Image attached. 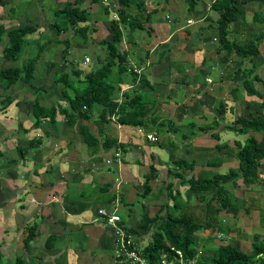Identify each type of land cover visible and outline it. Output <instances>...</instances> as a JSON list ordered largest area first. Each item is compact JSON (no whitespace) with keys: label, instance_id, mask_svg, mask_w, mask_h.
<instances>
[{"label":"crops","instance_id":"crops-1","mask_svg":"<svg viewBox=\"0 0 264 264\" xmlns=\"http://www.w3.org/2000/svg\"><path fill=\"white\" fill-rule=\"evenodd\" d=\"M21 1L25 2L23 9L19 8ZM35 1L40 2L41 7L38 9L35 7L38 5L34 4ZM46 1L0 0L3 2L2 8L7 6L5 8L6 17L11 18L10 23L4 22V24H11L13 27L20 24L35 25L41 30L39 34L44 37V40H39L40 38L30 40L31 35H29L27 43L23 45L20 57L18 60H14L15 66H23L27 62V58L20 60L22 55H25L24 53L34 50L36 56L43 49V52L40 53V59L43 56L44 62H37L42 67L38 70L36 64L33 79V81H39V84L42 83L39 86L41 88L37 89V92L32 91V89L27 90L30 93L29 97L33 100H30L29 97L26 101L19 100L20 95L17 93L12 102L13 105L11 103L5 109H0L1 264H19L20 258L21 264H116L114 235L110 227L105 225L100 218L98 210L102 207H111L112 202L118 198L120 200V215L125 223L132 229L141 228L142 215L148 213L151 217L157 212L156 209L154 213H151V209L157 208V204H150L149 200L156 198L152 197L155 194V185H162L165 181L164 177L167 178L169 169L173 166L171 163L173 159L186 158L188 161L195 159L197 163L193 173L200 174L202 172L200 169H203L204 172L207 162L205 158L201 159L202 152L197 151L202 148L205 151L206 143L204 142L206 140H201L199 135L192 139L181 136V139L177 137L172 139L179 134V131L172 133V129H169L165 133L160 132L161 120L157 121L159 125L154 124L150 125L149 128H139L120 123L117 117L113 116L105 124L103 131L110 137L117 139L118 142L125 144L126 151L116 157L112 149L106 150L102 145L106 138L99 130V112L94 111V115L87 121L81 117L69 119L58 110L54 118L51 116L43 117L40 119L41 122L36 124V117L34 116L36 99L44 107L63 103L62 100H58L60 98L53 99L56 97V92L52 91L51 86L46 87L43 84L52 79L51 70L57 72V61L54 57L51 58L50 54L42 55L45 53L44 50H51L55 46H62V44H65L64 50L71 49L76 45L91 44L99 61L105 57V53H101L103 48L102 46L98 47V43H101L104 38L107 39L109 32L112 31L108 21L109 19L112 20L111 12L115 10L113 8L119 5V0H82V7L87 10L90 9L89 18L92 31L89 39L85 40L81 36L79 40L73 28L62 31L57 37L47 38L43 34L44 30L40 24L47 27L48 30H52V24L57 17L56 11L62 10L67 2L76 0H49V5H46ZM131 1L133 6L131 8L137 16L140 13L143 18H148V12H152L150 19H147L149 32L156 33L158 29L163 27L169 31L166 39L148 47L145 56L138 58L136 52L131 51V60L134 57L141 60L146 59V67L148 68L150 65L149 68H152L159 61L161 53L162 61H166L168 66L165 69L161 65L158 66H160V70L168 69V73L166 81L163 84H158L150 81L148 72L146 75L144 69L141 72L139 69L140 75L143 74L148 78V84L143 87L139 83V87H134L138 82L134 84L130 82V85L120 89L122 92L130 90L132 92L141 91L140 93L145 96H147L146 94L155 95L159 104L156 114L160 115L162 120L165 118L173 120L180 130L190 127L189 124L192 122L206 125L212 121L216 115H213L211 121L207 120L206 122L204 119L208 116L207 112L211 111L210 104L212 102L208 101V98L213 95L218 96L220 93L236 90V96H238V99L235 100L236 103L249 99V102L254 104V101L263 100L264 88L258 87L259 82L256 83V86L261 91L262 98L256 95H248L243 85L241 88V83L238 82V73H227L229 66L225 71L226 73L222 72L219 62L232 64L237 60L233 55L228 61H222L221 55L210 61L207 60L210 56L208 55V44L211 48L214 47V42L219 43L216 23L219 10L214 6L218 0H198L195 7L191 9L187 0ZM155 3L157 4L155 5ZM49 10L53 12L51 15ZM259 14L262 16L264 14V0L247 2L240 8L238 19L231 25L229 32L235 35L233 39L244 43L252 39L251 35L256 29V41L258 43L262 40V47L259 45L261 54L255 56V59L262 58L261 63L252 64L250 60H246L254 68L259 63L263 64L264 67V22L255 19L256 16L259 17ZM99 24H102L104 32H107L104 38L97 36ZM140 25V29H142L143 23ZM136 30L129 31L130 33L123 38V42L126 40L134 41V39L138 41L140 36L133 35ZM63 33L66 35L63 36ZM192 35L201 40L200 44L196 45L197 49L193 54L189 53L190 51L188 52L185 46V39L191 38ZM131 38L133 39L131 40ZM143 40L145 42V39ZM36 41L43 44H39L34 49L33 44ZM130 41H127L126 47L129 45L130 48ZM2 43L4 47V39ZM168 43H171V47L168 46L167 50L159 49ZM218 47L216 52H218ZM3 58V54H1L0 60L6 61ZM63 59L66 62L69 60L64 56ZM206 62L207 66H205ZM90 63L86 61L85 57L83 67H78L85 70L86 65H90ZM213 64L216 65L214 68L212 67ZM59 71L65 72L66 70L62 68ZM54 72L53 74H55ZM60 76L58 75L54 79ZM154 84H158L157 88ZM132 95L135 94L132 93ZM51 97L53 100H50ZM163 97L166 98L169 107L175 109L182 106L185 108V112L179 115L175 113L173 116L161 113L160 110L165 107L161 106ZM223 98L222 100H224ZM122 99L118 98V101ZM49 102L51 103L48 104ZM254 105L256 106V104ZM84 124L88 125L94 134L100 137V146H90L88 143L90 138L85 136L82 129ZM148 133H156L157 140H149L147 138ZM226 139L227 141H222V139L220 141L233 142V138ZM197 141L203 143L198 145L196 144ZM172 142H175L176 145H172ZM216 143L207 146L215 149ZM110 159L112 161L109 163L108 160ZM232 160L233 158L224 157L223 164ZM153 163H155L160 175L150 182L152 191L148 197L142 200V212L139 214V211L134 209L133 203L140 197L139 188H142L146 174ZM209 169L212 170V167ZM186 171L189 172H187L188 176L189 174L192 175L191 170L186 169ZM155 202L157 203V200ZM203 205V222L206 223V205ZM182 211L192 212L186 208L185 204L176 214ZM124 215L131 218V225ZM137 223L138 225H136ZM32 230H35L34 235L27 243L26 239ZM221 243L224 242L219 244ZM195 255L198 261V253Z\"/></svg>","mask_w":264,"mask_h":264},{"label":"trees","instance_id":"trees-1","mask_svg":"<svg viewBox=\"0 0 264 264\" xmlns=\"http://www.w3.org/2000/svg\"><path fill=\"white\" fill-rule=\"evenodd\" d=\"M197 1L187 0L190 4V9L195 7ZM249 1L252 0H218L214 4L215 8L219 10L216 21L219 39L217 51L221 54L220 59L222 61H228L232 56V52L235 51L243 59L250 60L254 64L255 56L261 54L259 45H256L257 41L251 39V41L247 40V43L241 45L238 40H232L228 36L231 25L238 19L240 8ZM131 2V0H119V5L117 6L119 19L114 18L111 22L113 37L112 39L104 38L101 40V44L104 45L102 48L107 51L105 57L99 60L103 62L102 66L94 68L91 71H82L79 67L77 69L73 67L71 68V72L65 71L56 79L57 82L62 81L64 87L71 89V91L65 90L69 105L64 107L57 103L51 107H44L38 99L34 102L36 124L41 122L40 119H43V117L51 116L54 118L58 110L69 119L81 117L83 120L88 121L91 119L94 111H96V106H99V130L106 138L102 145L106 150L112 149L114 156L115 152L119 149L121 153H124L126 150L125 144L118 142L117 139L110 137L103 131L105 124L113 116H116L120 123L139 128H149L150 125L158 124L157 121L161 120L160 126L162 128L160 132L165 133L169 129H172V133L176 131L182 132L173 120L166 119L167 121H162L161 116L156 114L151 104L152 102H156V99H149L146 96L145 99L142 93H136L133 96L129 92H125L126 98L121 101H118V98L114 96L119 89L124 88L130 82H133L132 84L138 82L141 86L145 87L149 81L145 75H140L136 71L141 69L140 64L131 65L132 54L130 51L128 49L121 50L119 46V43L123 41L120 19L124 24L130 25L132 29L141 26L140 21L135 20L136 18L132 17L131 14L126 13V11H129V7L132 6ZM151 14L152 12H148V20ZM56 15L57 17L55 22L53 21L52 29L56 28L55 30L58 34L71 27L75 34L82 36L85 40L89 39L92 31L89 18L90 11L82 7V0L67 2L62 10L56 11ZM59 18L63 19V25L59 23ZM255 19L264 22V14L263 16L259 14V17L256 16ZM37 30L38 26L31 24H20L17 27H11L9 30H7L5 24H0V42H2L5 32L9 39L8 44L3 49L5 59L8 61L18 60L23 45L27 43L28 36ZM42 52L43 49L39 51L36 58L29 59L23 66L17 65L0 68L2 89L8 90L19 81H32L35 76L36 64ZM69 52L70 49L67 48L64 50L63 56L66 58ZM67 63L73 62L68 60ZM238 71L244 76L242 85L246 93L262 98V93L256 86V83H264V80L255 72L254 67L247 64L241 66ZM72 74L76 76L75 79L71 77L73 76ZM75 81L77 85H75ZM70 82L71 84L67 85ZM233 95L235 96V100L238 99L236 90L233 91ZM14 100V94H0V109H5ZM254 103L264 109V100L254 101ZM218 110L220 115H224L228 110L224 100L220 102ZM163 122L166 124H162ZM36 124L35 126H37ZM167 124L169 127H165ZM197 124L196 122L190 123L189 126L194 131L192 134L182 132L180 133L181 137L192 139L202 132L211 133L212 137L217 140L214 148L218 150V153L212 158L206 159V171H202L200 174L193 173L197 163L195 159L188 161L186 158H176L171 161L173 166L170 167L167 176V178L171 177V180L167 181L166 189L172 204H162L160 209L151 217L148 213H144L140 223L141 228L153 231L150 244H147L144 252L154 263L159 258L160 253L173 254L176 250H183L186 255L191 257L195 256L198 250L194 236L202 229L215 228L225 233H230L231 230L226 229L222 225L220 213L222 210H225L228 213L237 215L240 208L239 205L243 206L245 201L243 195H240V198L239 195L234 194V190L240 187L239 181H242L245 186H250L258 182L261 173L264 171V143H262L264 140V119L261 116L254 118L240 116L234 122L223 125L225 130L237 134L233 138L232 143L220 141L221 134L219 130L222 125L219 116L213 117L212 122L206 123V125L198 126ZM82 129L85 136L90 138L88 139L90 146H100V137L95 135L88 125L84 124ZM172 143V145H176L175 142ZM224 157L233 158V160L237 159L239 163L238 168L231 167L225 173L213 170V168H217L223 164ZM209 167H212V172ZM186 169L192 171L191 176L185 173L184 170ZM159 175L160 172L155 164H151L150 170L146 174L145 182L142 185L145 191L140 193L143 199L150 195L152 191L150 182L158 178ZM175 179L180 180V182L187 186L185 194L188 199L193 200L195 198L197 203L206 205V223L198 220L192 212L182 211L176 214L186 202L181 196L180 186H177ZM179 197L182 199L177 203L176 198ZM164 208H166V215L163 214ZM34 231L30 232L26 239L27 243L33 237ZM132 231L138 234L139 228H134ZM251 246V251L248 252L234 244L221 243L208 250L213 253L212 259L200 257L196 264H264V239H260L257 236ZM21 261L20 258L18 263L21 264ZM1 262L2 258L0 256V264Z\"/></svg>","mask_w":264,"mask_h":264},{"label":"rangeland","instance_id":"rangeland-1","mask_svg":"<svg viewBox=\"0 0 264 264\" xmlns=\"http://www.w3.org/2000/svg\"><path fill=\"white\" fill-rule=\"evenodd\" d=\"M157 1L159 2V0H157ZM24 3H25L24 1H21L20 7H19L20 9L24 8ZM1 4H3V2H0V24H4V22L10 23L11 18L6 17L7 12H6L5 8L7 6L2 8ZM5 4H7V3L5 2ZM30 4H32V3H30ZM34 4H38V5H35L36 9L41 7L40 2H38V1H35ZM49 4H50V1L47 0L46 5H49ZM156 4L157 3H155V5ZM131 7L133 8V6H130L129 11H126V13L131 14L132 17L136 18L135 20L140 21L141 24L143 23L144 27L142 29H140V26L137 27L136 28L137 30L134 31V33H133V35H137V36L139 35L140 36L138 41H135V39L133 41L132 40L133 38H131L132 41H130V40H126L125 42L122 41L121 43H119V46H120L121 50H127V47H128V49H130L129 50L130 52L131 51L136 52V56L138 58H141L147 54L148 47H152L155 43L159 42L160 40L166 39L168 37L169 31L167 28L163 27L162 29H158V31L156 33H153L152 31L149 32V27H148L149 25L147 23V18L146 17L143 18L140 13L138 16H137V14H134L133 13L134 10H132ZM48 12L50 15L53 13L52 10H49ZM111 13L113 16L114 10H112ZM164 14L166 15V13H164ZM47 19H48V17H47ZM59 19H60V21L58 20L59 23L61 25H63V19H61V18H59ZM112 19H114V18H112ZM135 20H133V21H135ZM111 22H112V20L109 19L108 24L111 25ZM9 25H11V24H5L7 30H9L11 27H13V25L8 27ZM40 25H41L40 27H42V30H44L43 34L47 38H50L51 36L57 37L58 33L55 30L56 28L52 29L53 30L52 31V30H48L47 27L42 26V24H40ZM16 26H18V25H16ZM120 27L122 29L123 38L126 37L130 33L129 31L133 30L130 27V25L124 24L121 19H120ZM69 30H72V28L69 27ZM39 31H41V30L38 29L37 30L38 33L35 32V33L31 34L30 40H33L35 38H40L39 40H44L43 35L39 34ZM64 34L66 35V33H63L62 35L64 36ZM106 34H107V32H104L103 25L99 24L97 36L100 38H104ZM256 35H257V32L255 29L253 35H251L252 40L256 41ZM3 36H4L3 39L5 42V46H6L8 44V41H9L8 35L5 32V34ZM228 36L230 39H233V36L235 37V35H232L230 33L228 34ZM112 37H113V30L109 32L107 38L112 39ZM80 38H81V36L78 35L77 39L80 40ZM55 39H54V41H55ZM143 39H145V42ZM127 41H130L129 42L130 48H129V45L126 47ZM2 42H3V40H2ZM2 42H0V55L3 54V49L5 47V46L4 47L2 46L3 45ZM200 42H201V40L196 39L194 35H192L191 38L188 37L187 40L185 39V46H186L187 51L188 52L190 51L189 53L193 54L197 49L196 45L200 44ZM245 43H247V41L244 43H239V44L244 45ZM31 44H33V43H31ZM39 44H43V43L36 41V43L33 44L34 49H36V46H39ZM257 44L261 46L262 40H260L258 43L256 42V45ZM64 46H65V44H62V46H55L51 50L50 49L44 50L45 53H43L42 55L50 54L51 58L54 57L55 60L57 61L56 69H57L58 74H57V72H54V70H51L52 71L51 72V78L52 79L47 80V82H45L43 84L46 85V87L51 86L52 91L56 92V97H53V99L60 98L58 100H62L63 103H59V104H61L62 106H68L69 103H68V99L65 95V90L71 91V89L69 87H64V83L62 81L57 82V80L54 79L55 77H58V75L62 74L63 71H59V70L64 68V70L71 72L72 71L71 68H73V67H75V69H77L78 66L80 68H82L84 61H85V57L88 58V59H86V61L88 63H90L91 61L92 62L90 63V65H86L85 70L82 69V71H87V70L91 71L94 68H99L100 66H102L103 62L98 61V59L96 57L95 49L91 46V44H87V45H83V46H77L76 45L73 48H71L69 56L66 55V58H67V60L69 59L73 63H67L66 60H64L63 56H62L63 55L62 51L64 50L63 49ZM101 46H104V45L101 43H98V47H101ZM168 46L171 47V43H168L165 46H161V47H159V49L162 48L163 49L162 51H165V50H167ZM218 46H219V43H217V42H214V47L210 46L211 48H209V44H208V46H207L209 49L208 55H210V56H208L207 60L210 61V60L217 58L218 56L221 55L219 52H216V48ZM106 52L107 51L103 49L101 53L106 54ZM151 53H153V52H151ZM199 53L202 55L201 52H199ZM24 54L25 55H22V57L20 59L21 61H22V58H24V59L27 58L26 61H28V58H32V57L36 58V56L34 54V50L27 52V53H24ZM232 55L235 57V59H237L236 62H234L232 64H228V63L224 64L222 62H219V63H221L220 64L221 70L223 73H226L225 71H226L227 67L229 66L227 73H236L237 72L238 73L237 79H238V82L241 83V88H242V82H243L244 76L240 75L238 69L241 68V66H244L247 64H248V66H250L251 64L247 63L245 59H242V56L239 55L235 51L232 52ZM238 56H239V58H238ZM137 57H134L131 60V65L134 66L136 63L140 64L141 65L140 72L143 69L145 70L144 74H146L148 72V74L150 75V81H152L154 83H158V84H163L166 81V75L168 73V69L167 70H160L161 68H160V66H158V65H161V67H164V69L168 66V63L166 61H162L163 58L161 57V53H160L159 61L156 60L157 63H159V64L156 63V65H154L152 68H149L150 65L148 66V68L146 67L147 66V60L146 59L141 60V59H138ZM261 59H257V60L255 59L254 64H256V62L261 63ZM3 60H6L5 57L3 58ZM38 62L39 63L44 62L43 56L41 57V59ZM260 63L254 68V70H255V72L258 71L260 74V77H262L264 80V67H263V64H260ZM198 64H200V63H198ZM15 65H16V62H14V61H8V60L1 61L0 60V68L7 67V66H15ZM205 66H207V62L205 64ZM214 66H216V65L213 64L212 67L214 68ZM41 67H42V65L37 63L38 70H40ZM53 72L55 74H53ZM72 75L73 76H71V77L73 79H75L76 76H74V74H72ZM40 84L42 85V83H40ZM40 84H39V81H36V80L35 81L32 80L30 82L29 81L28 82L27 81H19L17 86H15V87L12 86L10 89L6 90V89H2V85L0 83V94H5V95L14 94V95H16L18 93V95H20L19 100L23 99L26 101L28 99L27 97H29V94H30V93H28L27 90L32 89V91L35 92L37 89L41 88V87H39ZM70 84H71V82L68 83L67 85H70ZM158 84H156V85L154 84L156 88H157ZM75 85H77L76 81H75ZM257 85H258V87L260 86V88H264V83H262V82H259V84H257ZM137 86L138 87L140 86L139 83L134 85V87H137ZM242 90H244V89H242ZM125 92H129L131 94L132 93L136 94V93H140L141 91L132 92L130 90L129 91L124 90L122 92L119 89L118 92H116V94L114 96H116L118 98L125 99L126 98ZM146 95H147L146 97L149 99H156L155 100L156 102H152L151 104L153 106V110L157 111L159 104L157 102L156 96L154 94H153L154 96H151L149 94H146ZM21 96H23L24 98ZM142 96L145 97L144 94ZM146 97H145V99H146ZM222 97H224L223 99L226 102V106L228 108V110L224 113V115H220L219 110L217 108L219 106L220 102L222 101ZM29 99L33 100V98H31V97H29ZM53 99H52V97L50 98V100H53ZM262 99L264 100V98H262ZM200 101H202V99H200ZM208 101L212 102V103L210 102L211 103L210 104L211 111L207 112L208 116H206V119H204V120H206V122H207V120L211 121L213 115L219 116L220 121H221V125H222L220 130H219L220 134H221L222 141H227L226 138L232 139L237 135L235 132L228 131V130H225L223 128V125H225L226 123H232L240 116H245L248 118H254L256 116H261L264 119V109L262 107L257 106V105L255 106L254 105L255 103L253 104V103L249 102V99H248V101L242 100L241 103H239V102L236 103L235 102V96L233 95L232 90H230V92L228 91L225 93L224 92L220 93V95H218V96L213 95V96L208 98ZM51 102H49L48 104H50ZM162 102L163 103L161 104V106H165V107H163L160 110L161 113H165V114H169V115L173 116V115H175V113L177 115H179V114L185 112V108H183L182 106L180 108H175V109L173 107H169V105L166 103V98H164V97L162 98ZM12 105H13V103H12ZM170 105H172V103H170ZM229 105H230V107H229ZM96 107H97L96 112H99L98 108H100V107L99 106H96ZM93 115H94V113L92 114V116ZM208 118H210V119H208ZM175 120H177V119H175ZM164 121H167L166 118ZM162 124H166V123L163 122ZM197 125L200 126L199 124H197ZM165 127H168V124ZM186 129H190V130H186ZM186 129H182L181 131L183 133H186V134H192V132L194 131L193 128H191V127H188ZM223 130H225L226 132H224ZM182 132H179V134L177 136H174L172 139H176V137L178 139L179 138L181 139L180 133H182ZM199 136H200L201 140H204V141L206 140L204 142V143H206L205 151L203 150V148L199 149L197 151V152H199V151L202 152L201 159H203V158L207 159L208 157H212V156L216 155V153H218V150L211 149L207 146V145L214 144L217 142V140L212 137L211 133L202 132L199 134ZM260 138H262V137H260ZM195 141H196V139H195ZM202 143L203 142H201V141L196 142V144H198V145H201ZM262 143H264V140L262 141ZM206 152H209V153H206ZM238 166H239L238 160L234 159L232 161H226L223 165H221L217 168H213V169H215L216 171H220L222 173H225L228 171L229 168H231V167L238 168ZM200 170L203 171V169H200ZM205 170H206V168H204V172H205ZM184 171H185V173L188 172L186 170H184ZM210 171L212 172V170H210ZM205 177H206V173H205ZM164 180L165 181L162 183V185H160V184L155 185V190H154L155 194H153L152 197H156V198L149 200L150 204H157L156 205L157 208L154 206L155 209H151V211H152L151 213H154L156 211V209L158 210L160 205H162V204L163 205L172 204L168 195H167V189L165 188L166 182L170 181L171 177H168V178L164 177ZM175 182H176L177 186H180V191L182 193L181 196L186 202V204H185L186 208L188 210L192 211L195 214V216L198 218V220L203 221V219H204L203 218L204 217V209H203L204 205H199V203H197L195 198H193V200L188 199L187 195L185 194V189L187 186L185 184H183L182 182H180V180H178V179H175ZM239 182H240V187L234 190V194L239 195V196L243 195V197L245 199L244 205L243 206L239 205L240 208H239V212L237 215H234L232 213H228L225 210H222V212L220 213V217L222 219V225H224L226 229L231 230L230 233L228 234V233H225L221 230H217L215 228H213V229L212 228L202 229V230L198 231L194 236L195 241H196V246L198 249V259H200V257L205 258V259L206 258L212 259L213 253L211 251H208V250H210L211 248H214L220 242H224L226 244L227 243L234 244L237 247H240L243 250L250 252L251 248H252L251 244L256 240L257 236H259L260 239H264V171L261 173V177L258 179V182H256L255 184H252L250 186H245V185H243L242 181H239ZM117 189H118V186H117ZM139 190H140V193H142L143 191H145V188L140 187ZM242 190H243V193H242ZM241 196H240V198H241ZM179 198H176L177 203H179L180 200L182 199L181 197H179ZM142 200H143V197L140 195V197H138V199L135 200L133 203L134 209L138 210L139 214H140V212H142L141 211L142 207H143ZM155 200H157V203L155 202ZM150 206H152V205H150ZM163 214H166V208H164ZM124 217L128 218L127 215H124ZM127 221H129V224L131 225V218H128ZM136 225H138V223ZM137 236H138L137 239L139 241L140 247L145 248L147 246V244H150V241L152 239V230L147 229V228H139V232H138ZM113 247H114V245H113Z\"/></svg>","mask_w":264,"mask_h":264},{"label":"built area","instance_id":"built-area-1","mask_svg":"<svg viewBox=\"0 0 264 264\" xmlns=\"http://www.w3.org/2000/svg\"><path fill=\"white\" fill-rule=\"evenodd\" d=\"M117 17V14L114 15ZM88 59V58H87ZM139 72V70H136ZM147 138L157 140L156 133H148ZM120 150L116 152L119 156ZM111 162V160H108ZM118 180V178H117ZM104 224L110 227L114 235L116 264H196L197 256H188L183 250H176L173 254L160 253L159 258L151 261L140 247L137 234L132 231L120 215V200L116 198L111 207H102L98 210Z\"/></svg>","mask_w":264,"mask_h":264},{"label":"clouds","instance_id":"clouds-1","mask_svg":"<svg viewBox=\"0 0 264 264\" xmlns=\"http://www.w3.org/2000/svg\"><path fill=\"white\" fill-rule=\"evenodd\" d=\"M114 13H113V16H112V18H116V19H119V13H118V11H117V7H114ZM115 13L117 14V17H115L114 15H115ZM87 59V58H86ZM121 155V151H120V153H119V156ZM115 156H116V152H115ZM119 156H116V157H119ZM111 160V159H110ZM112 161V160H111ZM110 163V162H109Z\"/></svg>","mask_w":264,"mask_h":264}]
</instances>
